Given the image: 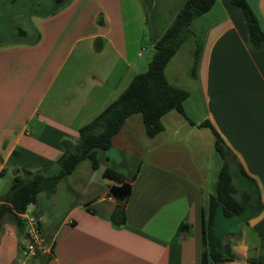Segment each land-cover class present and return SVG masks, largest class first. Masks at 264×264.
Masks as SVG:
<instances>
[{
	"label": "crops",
	"instance_id": "crops-1",
	"mask_svg": "<svg viewBox=\"0 0 264 264\" xmlns=\"http://www.w3.org/2000/svg\"><path fill=\"white\" fill-rule=\"evenodd\" d=\"M148 1H57L31 39L0 46V198L18 170L58 174L62 142L76 144L79 129L148 66L144 53L154 49L185 0L161 3L158 15L173 7L171 22L155 25L149 36V6L155 10L158 3ZM247 1L264 32V0ZM191 29L165 67L168 83L189 94L186 116L165 114L164 130L149 138L142 116L134 114L112 139L109 150L136 160L134 167L123 162L137 174L124 181L130 184L125 223L111 222L117 202L109 190L122 183L104 176L119 164L103 154L109 165L99 161L94 171L104 180L95 184L92 175L75 182L79 197L60 214L57 204L33 205L51 252L23 259V231L6 218L0 223V264H202V209L223 166L214 133L202 125L207 121L256 181L263 203L259 215L238 219L229 238L236 259L220 264L264 258V41L251 46L244 13L230 0H216ZM186 43L189 61L177 65ZM183 223L189 228L179 231Z\"/></svg>",
	"mask_w": 264,
	"mask_h": 264
},
{
	"label": "trees",
	"instance_id": "trees-1",
	"mask_svg": "<svg viewBox=\"0 0 264 264\" xmlns=\"http://www.w3.org/2000/svg\"><path fill=\"white\" fill-rule=\"evenodd\" d=\"M230 1L242 9L249 29L251 46L258 48L264 41L259 19L247 0ZM215 2L216 0H185L171 25L155 43L147 71L134 76L116 100L79 129L76 144L67 140L62 142L64 152L57 162L61 168L58 174L46 176L42 171L18 170L11 187L0 198V223L10 216L23 231L20 215L25 213L29 206L35 205L41 194L55 192L58 183L71 175L83 160L90 159L92 169L97 170L98 150L107 151L111 148L113 137L120 132L130 116H142L149 138H154L164 130L161 119L165 114L177 111L186 116L183 103L189 94L168 83L165 67L183 43L192 36L193 21L208 12ZM202 125L214 133L215 149L223 160L216 192L209 197L207 206L202 209V264H220L234 261L236 255L229 240L233 234H221L219 214L225 219L238 218L247 222L261 213L263 203L256 181L247 175L218 131L208 121ZM104 176L118 183H123L126 179L123 174L110 167L104 170ZM235 179L239 180L238 184L234 183ZM244 183L248 185L245 186ZM128 196L124 200H116L117 205L111 217V222L116 227L125 223ZM188 228L189 226L183 223L178 229L182 231ZM262 247L264 248V238ZM263 261V256H259L248 260V263L260 264Z\"/></svg>",
	"mask_w": 264,
	"mask_h": 264
},
{
	"label": "rangeland",
	"instance_id": "rangeland-1",
	"mask_svg": "<svg viewBox=\"0 0 264 264\" xmlns=\"http://www.w3.org/2000/svg\"><path fill=\"white\" fill-rule=\"evenodd\" d=\"M158 3L157 8L154 10L152 7L149 6V19L147 25V35H150L152 28L157 24L160 25L161 28H165L170 24L171 14L170 12L173 10L166 9L165 15L158 13L160 10L161 3L170 1V0H154ZM177 1V0H172ZM143 4H149L148 0H142ZM179 3V2H178ZM57 5L56 0H0V46H10L16 45L17 43L29 40L34 35L35 31L38 29V21L40 18L51 11ZM175 6V5H174ZM154 11V12H153ZM154 13V14H153ZM153 14V15H152ZM190 43H186L184 47H182L181 51H179L175 63L183 65V63L187 64L189 61V50L191 51ZM154 53V49L147 50L144 53L143 61L146 63L151 60ZM191 53V52H190ZM148 69V66L142 67L139 73H144ZM181 114V113H180ZM136 115V114H135ZM139 116V114H137ZM103 154H107L108 157L114 159L119 166L117 168H113L119 171L121 174L125 176V178L132 179L133 177V170L130 169L131 167L127 168L123 162H131L135 166L136 160L135 159H128L124 158L125 155H120L116 149H111L108 151L98 150V159L101 163L102 167H106L107 163H104L102 160ZM125 159V160H124ZM90 159L83 160L79 166L77 167L73 176L65 177L62 179L57 187H56V194H47L46 196L41 194L38 197V201L36 204L43 205L54 203L57 206V213L60 214L64 211L70 202L76 201L78 199V193H80V189L75 185V182L78 180L82 182H87L88 179H91L93 175V182L95 184H100L104 177H102L100 171H94L92 169L89 170L91 166ZM90 171V172H89ZM235 184L239 183L238 179L234 180ZM244 185H248L244 183ZM260 191V190H259ZM28 211L32 213L33 205L28 207ZM8 221L15 222V220L8 216ZM241 220V219H240ZM238 218L233 219H225L220 214L218 216V223L220 225L221 234L227 235V233L233 232L236 227L239 225Z\"/></svg>",
	"mask_w": 264,
	"mask_h": 264
},
{
	"label": "built area",
	"instance_id": "built-area-1",
	"mask_svg": "<svg viewBox=\"0 0 264 264\" xmlns=\"http://www.w3.org/2000/svg\"><path fill=\"white\" fill-rule=\"evenodd\" d=\"M23 222V237L20 247L23 259L49 254L51 244L46 240L41 220L28 210L20 215Z\"/></svg>",
	"mask_w": 264,
	"mask_h": 264
},
{
	"label": "water",
	"instance_id": "water-1",
	"mask_svg": "<svg viewBox=\"0 0 264 264\" xmlns=\"http://www.w3.org/2000/svg\"><path fill=\"white\" fill-rule=\"evenodd\" d=\"M109 193L116 200H124L130 193V184L124 182L120 185H112Z\"/></svg>",
	"mask_w": 264,
	"mask_h": 264
}]
</instances>
